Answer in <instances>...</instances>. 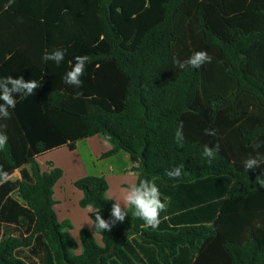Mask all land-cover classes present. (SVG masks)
<instances>
[{
  "label": "trees",
  "instance_id": "obj_1",
  "mask_svg": "<svg viewBox=\"0 0 264 264\" xmlns=\"http://www.w3.org/2000/svg\"><path fill=\"white\" fill-rule=\"evenodd\" d=\"M39 5L37 13L31 7L22 15L36 58L0 21V78L41 84L33 96L17 97L11 118L0 120L14 137L0 151V165L9 173L32 167L30 179L0 184V220L13 201L5 196L18 186L27 205L18 207L27 215L16 222L29 234L2 238L0 264H264V188L255 183L264 179V163L243 167L249 155H264V143L253 147L264 142V0ZM56 48L66 50L59 66L42 61ZM201 50L211 63L184 70L173 64L174 56L185 60ZM77 55L91 58L79 89L63 79ZM21 56L25 69L18 75ZM181 121L182 148L175 141ZM206 128L217 134L205 135ZM95 135L110 138L113 149L105 157L123 150L139 158L138 183L155 182L166 211L156 230L131 211L111 231L81 229L77 253L79 243L64 232L71 224L60 222L54 209L53 188L63 170L41 173L36 157L63 146L74 150ZM217 143L220 151L209 164L203 147ZM177 166L182 176L170 179L166 172ZM75 186L84 194L82 207L91 203L109 219L115 201L104 177L85 176ZM90 218L93 223L94 213Z\"/></svg>",
  "mask_w": 264,
  "mask_h": 264
},
{
  "label": "crops",
  "instance_id": "obj_2",
  "mask_svg": "<svg viewBox=\"0 0 264 264\" xmlns=\"http://www.w3.org/2000/svg\"><path fill=\"white\" fill-rule=\"evenodd\" d=\"M42 1L45 2L46 0H22L18 4L17 0H15L16 8L14 7V3L13 7H9L7 11H4L3 6L6 0H0V21L18 36L16 37L17 42H19L18 44L22 47L21 49L25 54L29 55V57L34 56V58H36L35 55L30 54V51L34 49L37 43L28 32L26 35L29 40H25L26 19L22 15L28 13L29 11L27 10L31 9V7L32 11L37 13L36 7ZM17 61V71L18 75H20L23 74L25 69L24 65L21 64L25 63L26 59L24 56H21ZM6 125L7 128L4 131L9 138L14 140L10 124ZM8 128L12 130L11 133L8 132ZM104 139L102 135H95L78 141L74 150H71L68 146H63L36 157V162L40 167L41 173L50 172L55 168L63 170L62 178L59 179L53 188L54 209L60 222L67 221L71 224V227H66L64 232L78 243H80V230L84 228L91 229L92 226L89 224H92V220L90 218L91 212L87 211V207L80 205L84 194L75 186V182L82 177L90 175L104 177L109 184L107 196L115 202V199L120 197L123 188L127 187L130 183H138V173L134 171V167L139 165V158L123 150L105 157L104 155L113 149V145L111 142H108L106 145ZM21 168L11 173L13 174V179L9 183H15L23 178L30 179L32 177V167L30 164H24ZM130 173H134V175H130ZM12 188L5 196V198L9 197L13 201L8 202L6 206L3 217L6 219L0 220V241L7 234L24 238L29 235L21 224L16 222L20 218H26L27 215V212L19 209L18 204L23 207H27V205L19 195L18 186H13ZM4 202L5 200L0 205L2 206ZM121 206L123 207V205ZM96 239L99 244L102 243L100 235H96ZM80 252L81 245L79 244L77 253Z\"/></svg>",
  "mask_w": 264,
  "mask_h": 264
},
{
  "label": "clouds",
  "instance_id": "obj_3",
  "mask_svg": "<svg viewBox=\"0 0 264 264\" xmlns=\"http://www.w3.org/2000/svg\"><path fill=\"white\" fill-rule=\"evenodd\" d=\"M15 3V0H7L3 6V10L7 11ZM65 11H67L65 9ZM65 49H53L45 51L41 57L44 62H54L59 66L65 59ZM90 57L87 55H77L74 57V63L69 62L70 68L65 73L64 82L77 89L81 88L83 81L81 79L85 74L86 65L90 62ZM211 57L207 51H194L187 59L180 60L178 57H173V64L181 70L184 69H199L206 63H211ZM41 87L40 82L35 79L25 80L23 76L20 78H13L11 75L0 78V120H7L11 118V109H15L17 104V97L26 99L33 96L38 88ZM77 96L83 95L82 92H77ZM6 124H0V151L7 148L8 136L5 131ZM183 121H181L175 131V141L179 147H183L184 133ZM205 135L215 136L216 130L214 128H206ZM109 137H105L104 143L107 145ZM264 142H256L253 147L259 149ZM220 151L219 143L214 146L204 145L202 155L208 158V163L211 164L212 160L217 156ZM264 163V155L257 153V155H249L243 161V167L246 171L259 168ZM183 166H177L166 172V175L173 180L179 179L182 176ZM134 175V173H130ZM13 179V174L4 170L0 165V184H4ZM256 184L264 188V179L257 176ZM116 202L112 204L109 219H104L100 213V209L94 208L93 204L89 203L87 211L94 213V222L91 225L95 231L105 232L111 231L112 227L117 222H124L125 218L129 216V211L136 218L141 219L144 224L143 227L156 230L161 223V213L166 211V204L161 200V193L159 187L155 182L147 179L141 180L139 183H130L127 187L121 190L120 197L115 199ZM123 205V207L121 206ZM167 217H165L166 219Z\"/></svg>",
  "mask_w": 264,
  "mask_h": 264
},
{
  "label": "rangeland",
  "instance_id": "obj_4",
  "mask_svg": "<svg viewBox=\"0 0 264 264\" xmlns=\"http://www.w3.org/2000/svg\"><path fill=\"white\" fill-rule=\"evenodd\" d=\"M80 244V243H79Z\"/></svg>",
  "mask_w": 264,
  "mask_h": 264
}]
</instances>
